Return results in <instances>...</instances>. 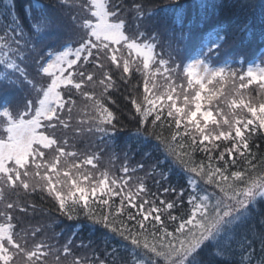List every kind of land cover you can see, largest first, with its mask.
<instances>
[{
  "label": "snow or ice",
  "instance_id": "snow-or-ice-1",
  "mask_svg": "<svg viewBox=\"0 0 264 264\" xmlns=\"http://www.w3.org/2000/svg\"><path fill=\"white\" fill-rule=\"evenodd\" d=\"M202 19L181 0L0 7V264H264V54L229 62L221 29L186 56Z\"/></svg>",
  "mask_w": 264,
  "mask_h": 264
},
{
  "label": "trees",
  "instance_id": "trees-1",
  "mask_svg": "<svg viewBox=\"0 0 264 264\" xmlns=\"http://www.w3.org/2000/svg\"><path fill=\"white\" fill-rule=\"evenodd\" d=\"M7 0H0V7H2ZM29 0H15L17 8L22 9L23 5L28 3ZM56 0H41V3L46 5L54 4ZM163 3H168V0H163ZM181 3L184 5L186 13H190L192 18L195 19L197 14L201 17H205L209 22H213L211 27L205 28L203 19L193 30V34L191 39L186 40L185 43H189L191 45L190 53L188 56H194L201 44V40L205 42L208 41L207 33L209 31H220L224 29L226 31H222L220 34L226 36L228 39V44L230 41H234L237 38H242L243 42L250 43L256 46V48L264 49V39L261 38V21L264 17L261 16V6L264 5V0H181ZM220 3H226L229 6V10L221 11V9L217 7H213V5H219ZM233 5L236 7L233 8ZM242 5H251L250 7H241ZM205 8H207V13H205ZM156 22V25H162L165 23L166 25L172 27L170 20L168 18L156 17L153 20ZM163 21V22H162ZM214 21H219L218 24L214 23ZM245 21L249 24V30L247 32L237 31L238 26H240ZM155 25V26H156ZM254 25V26H253ZM238 36V37H237ZM198 47V48H197ZM264 54V53H263ZM232 57H229L231 59ZM126 103V101L124 102ZM123 108V104L120 105ZM124 115L128 116V111L124 108ZM125 129L124 138L119 141V143L123 144L124 139L127 138V133L129 130L134 131L133 123H129L128 120H125ZM257 144H260L261 147H264V144L260 140H257ZM135 155V154H134ZM183 183V180H181ZM44 221V220H43ZM67 224H71V221L66 222ZM60 227H64V225H60L56 228V231H59ZM257 231H259V225H256ZM81 237L85 239L87 243L88 238L93 240H97L100 237L99 232H94L93 230L82 231L80 233ZM256 240V250L257 254H259V239L258 236L254 238ZM127 243V242H122ZM112 244L116 245V241H112ZM120 247V245H116Z\"/></svg>",
  "mask_w": 264,
  "mask_h": 264
},
{
  "label": "rangeland",
  "instance_id": "rangeland-1",
  "mask_svg": "<svg viewBox=\"0 0 264 264\" xmlns=\"http://www.w3.org/2000/svg\"><path fill=\"white\" fill-rule=\"evenodd\" d=\"M152 24H153V26H155L156 22L153 21ZM166 27L171 28L170 26L166 25L165 23L160 25L161 31H163ZM229 44H231V45H227L223 50V55H226L228 58L229 57H232V58L237 57L238 54L243 52V53L247 54L249 61H252V62L256 61L255 63H259L260 62L259 57L261 54L264 53V49L261 50L260 48H256V46L253 44L243 42L242 38H237L234 41H230ZM180 47L186 56H188L190 53H192L190 51L191 45H189V43H184ZM229 62H231V59H229ZM81 146H83V145H81ZM117 151H119V149H117ZM135 158L138 159L139 157H135ZM44 222L45 221H43V219H41V223H44ZM48 222L50 223V221H48ZM49 235H51V232H49Z\"/></svg>",
  "mask_w": 264,
  "mask_h": 264
}]
</instances>
